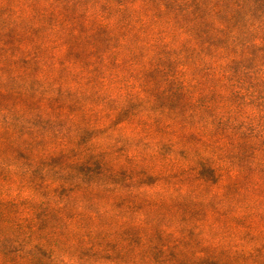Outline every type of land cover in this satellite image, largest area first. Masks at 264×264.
I'll return each instance as SVG.
<instances>
[{
  "label": "trees",
  "instance_id": "obj_1",
  "mask_svg": "<svg viewBox=\"0 0 264 264\" xmlns=\"http://www.w3.org/2000/svg\"><path fill=\"white\" fill-rule=\"evenodd\" d=\"M0 8V264H264V0H0ZM21 24L34 45L15 34ZM134 102L143 111L131 112ZM151 118L160 129L152 158L169 170L117 171L107 155L114 146L84 140L151 128ZM194 136L204 151L178 160ZM142 178L177 183L154 199L135 189ZM128 199L141 219L183 208L202 217L139 234L144 221L117 210Z\"/></svg>",
  "mask_w": 264,
  "mask_h": 264
},
{
  "label": "rangeland",
  "instance_id": "obj_2",
  "mask_svg": "<svg viewBox=\"0 0 264 264\" xmlns=\"http://www.w3.org/2000/svg\"><path fill=\"white\" fill-rule=\"evenodd\" d=\"M0 12H1V8H0ZM34 21L37 22L36 20ZM26 28L27 26L25 24H21L20 26L14 29V32L15 34H19L24 37V43L32 46L34 45V42H35L34 41L35 36L33 37L29 36ZM95 103L97 104V106H102L103 97L100 98L99 100L97 99ZM164 103H165V100L160 99L157 107L158 108L162 107ZM130 106H131V109H130L131 112L143 111L144 109V107L141 106L139 102H134ZM107 107L108 108L112 107V104H109ZM150 120H151V125L152 124L155 125V126H152L151 128H149L150 123L149 124L147 123L145 126L144 125L140 126L137 124L128 125V127H126V129L124 130H118V128L116 129V127H114L107 134L102 133L101 130L100 131L97 130V131H92L86 134L84 140L87 142H90L91 140L96 139V140H101L105 146H114L112 148L110 147L111 149L108 151L107 155H109L108 158L112 160L113 163H116V165L122 166V167L115 168V170L117 171L120 170L121 168H124L125 170L135 169L139 172V170L143 171L145 170V168L147 170V168H153V167L156 169L160 168L163 170H169V168L163 165L161 156H158V158L156 159L152 158L153 156H156L154 153L159 152L154 142L158 140L159 134H157L158 133L157 131L160 132V129L159 127L156 126V123H155V121L158 119L151 118ZM91 122L101 125L105 122V120L94 119ZM197 122H198L197 120L189 121V123L193 124L194 126H197L196 125ZM200 125L204 126L205 123L201 121ZM64 127H65V124H61L60 128L63 129ZM168 137L169 136L163 135L160 139L162 140L163 138H165L167 140ZM183 145L188 147L189 150L181 151L179 152V154L176 155L178 160L180 161H183L185 157H188L190 160H193L195 158L196 153L204 151V146L197 144V138L195 136L189 138V140H187V142H184ZM123 148L129 149L130 152H134L135 154H138L139 156H141L142 159H141L140 164L125 161L123 154L120 152L123 150ZM162 153H164V155H167V156L171 154L169 148L164 149V152ZM136 175L138 176V173H136ZM116 181L120 184L122 193H125L129 190V187H128L129 184L126 183L127 180L124 175L123 176L120 175ZM176 183H177L176 178H167L166 180H161L160 182H158L156 178H148V179L142 178V180H138L136 184L134 185H135L136 190L142 188L143 191L145 192H154L155 194H153V198L159 199L161 197L159 195L161 194H156L157 192L161 193L164 191V192L171 193ZM59 197H62V196H59ZM57 199L59 200L60 198H57ZM77 199L79 200L77 204H80V202L83 201L82 198H77ZM129 199L127 202H123L122 204H120V207L117 210H121L120 214L122 217L128 215L130 217V222H132V224L137 223L141 220L144 221L143 222L144 227L142 231L141 229L139 230V234L147 233L148 232L147 229H155V230L158 229L160 231L165 230V228L167 227H169L172 230L177 229L178 226H180L183 218H187L188 220L187 223H189L190 226H193L202 217L201 215H196L195 213H193L192 212L193 210H187L183 208V211H180L179 213L175 212L174 209L166 210L164 212L166 214L165 217L160 218L158 221H155L156 220L155 215H152L149 213L148 215H144L147 217H145L144 219H141L142 217H141V214H139V212L132 213V214L130 212H127V207L129 206L130 202H132V200H129ZM98 206H100V208H104L103 207L104 203L102 201L98 202ZM98 206L96 205V207ZM96 207L94 208V210H98ZM145 212L146 211L143 210L142 216ZM129 226L131 227V230L130 229L129 230L134 231V229H132L133 225H131V223H129ZM137 231L138 230H136V232ZM199 242L201 241L197 237L193 236L191 238V243L192 244L194 243L195 246L200 244ZM59 254H62V252H59Z\"/></svg>",
  "mask_w": 264,
  "mask_h": 264
}]
</instances>
